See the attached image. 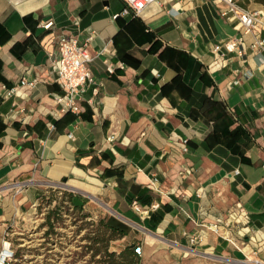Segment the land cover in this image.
Instances as JSON below:
<instances>
[{
    "label": "crops",
    "instance_id": "obj_1",
    "mask_svg": "<svg viewBox=\"0 0 264 264\" xmlns=\"http://www.w3.org/2000/svg\"><path fill=\"white\" fill-rule=\"evenodd\" d=\"M234 3L249 31L219 0H0V246L64 204L141 264L264 262V0ZM61 33L90 55L76 110Z\"/></svg>",
    "mask_w": 264,
    "mask_h": 264
},
{
    "label": "built area",
    "instance_id": "obj_2",
    "mask_svg": "<svg viewBox=\"0 0 264 264\" xmlns=\"http://www.w3.org/2000/svg\"><path fill=\"white\" fill-rule=\"evenodd\" d=\"M127 4V7L122 11V14H128L130 11L134 15H138L146 6L151 4L154 0H124ZM223 3H225L226 8L222 12L223 16L233 15L239 20V23L242 25V27L245 29V31H249L255 26L256 21V13H249L246 11L241 10L238 8L234 0H219ZM57 57L53 61V69L56 74V79L58 84L61 86V88L64 90L65 95L63 96V99L66 100L68 107L71 110H76L77 106L72 101V98L79 93V91L83 88V86L86 83L91 82V76L90 71L88 68V63L90 61V55L87 49L86 44H78L77 40L68 35L61 33L57 36ZM224 47L227 51H233L237 47V40H228L224 43ZM219 46H215L214 50H218ZM21 86L23 85H32L33 82H26L25 80L20 81ZM15 91V89H11L10 92ZM111 140V138H109ZM30 182H17L13 184V186H16L17 188L22 189ZM51 199V198H50ZM48 198V200H50ZM54 199V198H53ZM52 200V199H51ZM67 207V205H65ZM64 205L60 204L57 207H55L53 210L60 211V209H63ZM68 208V207H67ZM51 210V211H53ZM70 211L68 218L73 220V225L68 226L69 232H66L65 235L59 239V241H56L52 244L45 243V235H50L49 231H46V228L42 226L40 229V236L42 239L39 240L43 243V249L41 252V255L38 256V264H60L59 261L52 260V262H49V256L54 253L59 254L60 258H64V261L71 262L72 259H75V251L79 250L81 248L80 245L85 244L84 242L79 241V237L75 236V231L79 232V235L82 236L83 232H86V228H78L77 224L79 222H82L83 219L80 220L73 215V211L71 208H68ZM36 215V211L34 212ZM48 215V214H47ZM71 215L74 216V218H71ZM46 218V217H45ZM41 221H38V225L42 224L45 219L43 217H40ZM27 232V231H26ZM28 234V233H27ZM38 234V233H37ZM39 235V234H38ZM20 242V243H19ZM23 237L19 236L17 239L14 238L12 235V232L6 230L4 233V237L1 241L0 246V264H19V260L17 257V247L22 246L24 243ZM87 244H85V248L88 251V254L90 253L89 260L92 255V251L88 249V246L90 245V241H86ZM48 246V249L45 247ZM56 247H61L62 249L59 250ZM135 254L141 253V247L136 246L133 249ZM86 259L84 260V264H89V260H87L88 256H84ZM60 260V259H58ZM249 264H264L263 261L255 259L252 260Z\"/></svg>",
    "mask_w": 264,
    "mask_h": 264
},
{
    "label": "rangeland",
    "instance_id": "obj_3",
    "mask_svg": "<svg viewBox=\"0 0 264 264\" xmlns=\"http://www.w3.org/2000/svg\"><path fill=\"white\" fill-rule=\"evenodd\" d=\"M61 200L69 201L68 198H64V197ZM69 213L70 211L65 205L63 209H60V211L49 210L48 215H46L45 221L39 225H38V221H37L35 214L33 215L29 214L27 216L26 218V227H27L26 231L27 232H24L25 236H23V242H21L24 244L22 246L17 247V257L19 260V264H38V259H39L38 256L41 255V252L43 249L42 241H40V244H39V240L42 239L40 236V232H41L40 229L42 228V226H44L46 228V231H49L50 235H45V243H50L53 245V243L56 241H59V239L62 238L66 232H69L68 226L73 225L74 223L73 220L68 218ZM71 218H74V216L71 215ZM77 221H78V218H77ZM77 226L78 228L80 227H82L83 229L86 228V232L84 231L82 236L79 235V232L75 231L76 233L75 236L77 235L80 238L79 241L84 242L85 244H87L86 241L87 242L89 241V238L93 235V232H96V230L100 231V228L98 225H93L91 227L90 223L85 222V221L79 222ZM99 231H98V235L101 234ZM111 241L112 240H110L109 243H111ZM85 244L80 245L81 248L75 251L76 258L72 259L70 263L69 261H64L65 260L64 258H60L58 252L54 253L55 256H53V254L50 255L48 257L49 258L48 261L52 262V260L56 259L57 261H59L60 264H84V260L86 259L84 256H88L86 261H88L90 257V253L89 255H87L88 251L84 249ZM109 246L111 248L110 244ZM45 248L48 249V246H46ZM56 248L59 250L62 249L61 247H56ZM109 252H112L111 249H109ZM98 255L99 256L96 255L93 259L90 258L89 264H100L99 260H100L101 254H98ZM138 264H141V262H139Z\"/></svg>",
    "mask_w": 264,
    "mask_h": 264
},
{
    "label": "trees",
    "instance_id": "obj_4",
    "mask_svg": "<svg viewBox=\"0 0 264 264\" xmlns=\"http://www.w3.org/2000/svg\"><path fill=\"white\" fill-rule=\"evenodd\" d=\"M97 225L99 226L100 231L96 230V232H93V235L89 238L90 245L88 246V249L92 251V259L96 255L101 254L99 260L100 264H138L140 262L138 255H136L129 247L122 249L119 253L107 251L109 241L124 236V230L108 226L103 222H99ZM98 231L101 233L100 235H98Z\"/></svg>",
    "mask_w": 264,
    "mask_h": 264
},
{
    "label": "water",
    "instance_id": "obj_5",
    "mask_svg": "<svg viewBox=\"0 0 264 264\" xmlns=\"http://www.w3.org/2000/svg\"><path fill=\"white\" fill-rule=\"evenodd\" d=\"M73 203L75 206H81L82 205V202L77 198H73Z\"/></svg>",
    "mask_w": 264,
    "mask_h": 264
}]
</instances>
